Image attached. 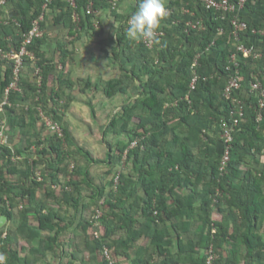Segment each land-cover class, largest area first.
Masks as SVG:
<instances>
[{
  "label": "trees",
  "instance_id": "1",
  "mask_svg": "<svg viewBox=\"0 0 264 264\" xmlns=\"http://www.w3.org/2000/svg\"><path fill=\"white\" fill-rule=\"evenodd\" d=\"M110 1L76 0V7H73L68 0H8L7 4L17 14L0 18V49L18 48L42 13L45 18L41 26L45 29L50 21L49 9L60 10L55 24H65L72 35L77 32L75 27L86 24L97 33L96 15L87 14V6L93 2L94 9L101 10L110 7ZM252 1L249 0L245 7H251ZM167 8L171 13L158 30H163L164 34L157 35L151 47L147 42L127 37V20L131 14L122 16L118 46L113 49L115 59L123 60L121 75L108 79L103 90L108 97H113L126 92L135 77L146 76L147 80L143 84V96L126 104L106 125L105 137L111 133L128 137L117 146H113L110 139L107 142L109 151L105 161L111 166L107 172L113 176L109 192L103 186H93L90 174L91 164L102 160L83 146H77L64 123L65 113L60 109L69 108L75 96H62L58 92L54 96L48 94L57 66L41 52L47 34L36 38L29 46L35 56H27L25 63L29 62L33 70L40 69L42 79L38 85L37 79L24 75L22 69L20 90H11V104L3 109L0 107V128L5 121L9 137L13 136L11 129L21 127L23 131L29 126L28 132L24 131L28 135L26 148H13L8 143L2 145L0 215L6 214L8 220L19 216L17 232L29 243L38 238L39 253L42 250L57 254L58 240L66 226L61 208H51L46 197L37 196V189L44 187L47 197L78 207L85 199V191L93 188L94 209L86 219L84 230L93 248V257L102 254L97 264H112L103 254L105 245L116 262L129 264L130 248L136 246L141 234H145L141 224L138 227L141 230H135L140 210L145 218L144 226L152 228L155 235H151L152 244L147 248L139 246L132 264H206V251L211 244L218 254L215 264H264V106L261 108L259 91L252 88L256 78L264 86V49L256 46L262 53L260 57L238 50L230 22L233 13L207 8L205 0H172ZM75 11L80 15L79 23L73 19ZM241 18L250 26L240 32V40L245 45H256V40L264 39L263 35L252 31L253 27L259 28L257 24L244 16ZM199 21L204 28L188 24ZM1 63L6 67L4 75L0 73V104L13 80V62L0 58ZM236 70L242 76L241 88L227 97L224 91ZM195 76L197 80L192 87ZM63 78L64 74H59L60 81H67L65 86L70 90L78 85L82 92H89L98 85L91 79ZM51 99L53 107L49 104ZM61 100L64 102L59 106ZM88 104L95 115L92 101ZM241 105L244 114L235 128L231 159L227 172L221 174L223 125L233 123ZM38 106L61 125L63 135L49 130ZM259 111L263 114L261 120H258ZM38 121L40 127L37 129ZM136 139L138 145L131 147ZM32 144L37 145L38 158L28 164L18 181H11L8 174L19 172V155ZM76 152L87 157L85 164L70 160ZM132 157V168L140 180L138 185L144 190L142 197L136 196L137 184V190L129 191L130 179L124 173ZM39 164L45 165L42 180L37 178ZM61 173L67 178L64 182L60 179ZM116 175L119 176L117 183ZM177 187H190L193 193L182 195L176 191ZM126 198L131 199L130 203L125 202ZM26 199L30 205L21 208V202ZM197 200L198 205L195 204ZM99 207L103 213L95 218V210ZM32 213L38 218L37 224L31 221ZM186 217L188 223L184 221ZM168 220L172 221L174 235L164 224ZM194 223H197L195 234L189 236L188 230L192 231ZM5 227H0V250L7 254V264H34L37 256L14 245L13 234ZM44 231L51 234L44 236ZM175 238H178L180 254L172 252Z\"/></svg>",
  "mask_w": 264,
  "mask_h": 264
},
{
  "label": "crops",
  "instance_id": "2",
  "mask_svg": "<svg viewBox=\"0 0 264 264\" xmlns=\"http://www.w3.org/2000/svg\"><path fill=\"white\" fill-rule=\"evenodd\" d=\"M112 1V0H111ZM110 1V2H111ZM117 4L114 6L111 2L110 7L102 8L101 10H96L94 19H98L100 21V25L96 27L97 33H95L94 29L89 28V26L86 24L85 27H75L77 32L72 35L70 32L69 27H67L63 23L55 24V16L59 14L60 10H54L51 9L48 10V19L50 20L48 24H46V27L44 29L45 34H47V39L45 43L42 45L41 52L52 62H55L56 69L52 74L51 80H50V89L48 90L49 96H54L57 92L65 96L67 94H73L75 96L74 101L70 104L69 108H61V113H65V117H63L64 123L68 126V128L71 131L72 136L74 137V142L77 146H80L79 144L83 140V138L78 135L76 132L79 130L85 132L84 127L81 125L83 123V117L85 119V122L87 124H92V122H89L85 116L87 117L86 110L81 107V103L84 102L87 104L88 98L87 96L96 94L99 89V84L97 85V88H93L95 91L93 94H91L90 90L89 92H82L80 89V86H75L74 89H68L67 86H65L67 81H60L59 74H64V80L65 77H71L73 80H76L78 78H84V79H91L94 84L99 82H103V84L110 78L118 77L121 75V69L120 66L123 63L122 61H118L115 59L113 55V49L118 46V40H119V34L121 29V20L123 15L132 14L136 6L138 5L139 0H116ZM172 0H167V5L170 4ZM15 10H12L10 4H6L1 10L0 18L5 19L9 16H15L17 13ZM13 14V15H11ZM240 16H244L245 18L251 20L253 23L257 24L259 28H264V0H253L251 3V7H243L239 10ZM9 15V16H8ZM94 32V33H93ZM257 44L255 46H258L261 49H264V39L256 40ZM255 41V42H256ZM254 42V43H255ZM30 63L26 62L24 65V75L29 76L32 80L37 79L36 70H33L32 67L29 65ZM6 65L4 63L0 64V73H2V76L4 75V69ZM264 74V70H263ZM147 77L143 76V78L139 79L137 77L132 80L131 85L129 86L128 90L126 92H123L122 95L119 97V100L115 104L106 106V102H112V99L114 97H106L104 98L105 104H102L103 108H106L107 111L105 112L106 115H109L112 117L113 115L119 113L122 111V108L134 101L136 98L143 96L144 87L143 84L146 82ZM264 81V77H263ZM95 86V85H94ZM103 89V88H102ZM54 91V92H53ZM56 91V92H55ZM119 94V93H118ZM116 94L115 96L117 97ZM66 98V97H64ZM87 98V99H86ZM112 98V99H111ZM64 102V100H61L59 102V106ZM78 102H80V105H78ZM82 103V104H84ZM50 107L54 106V101L52 99L49 102ZM84 104V105H85ZM57 107V106H56ZM88 109V108H86ZM67 110V111H66ZM75 111L72 116L71 111ZM79 112V113H76ZM83 112H85L83 114ZM79 118L75 117L78 116ZM84 115V116H83ZM30 118H28L29 120ZM76 119V120H75ZM81 122V123H80ZM86 125V124H83ZM40 127V121L37 123V129ZM106 128V127H105ZM104 128V129H105ZM21 127H18L16 129H11L13 136L9 137L8 144L13 148H26V145L28 144V135L24 133L28 132L29 126L25 127V129L22 131ZM87 134V132H85ZM105 133V132H104ZM173 133L171 134V136ZM9 136V135H8ZM35 138H33L34 140ZM128 137L125 134H116L111 133L110 141L113 146H117L122 141H126ZM41 148V147H40ZM37 145L32 144V146L28 149H26L25 152H23L21 155H19V162H18V169L19 172L16 174H8V178L11 181H18L20 175L27 169L28 164L38 158L37 155ZM196 150V149H195ZM109 151V148H108ZM107 151V153H108ZM118 152V151H117ZM106 153V157H107ZM82 164H85V159L87 157L80 153L76 152L75 154ZM50 156V155H49ZM55 156V155H53ZM106 157L104 158V162L108 163L106 160ZM133 157L130 158V160L126 163L124 173L128 175V178L130 179L129 184L130 188L129 191L133 192L136 189L138 183H140V180L138 178V173L135 172L132 168L133 166ZM45 161V160H43ZM87 161V160H86ZM93 164V163H92ZM92 169V168H91ZM45 172V165L39 164L37 166V172ZM90 174L93 178V186L95 187H105L106 192H109V182L112 179V174L106 172L105 174L101 173L97 179L102 180L98 181L94 174L90 171ZM108 174V175H107ZM45 175H48V173H45ZM104 175V176H103ZM104 177V178H103ZM51 179V178H50ZM60 179L64 182L67 178L64 173H61ZM51 180H48V183H51ZM202 187V184L199 186ZM176 191L182 195H190L193 193L192 189L190 187H177ZM47 190L46 188H38L37 189V196L41 199H44L46 197L47 204L51 208H61L63 212V216L65 217L64 223L65 229L62 231L60 237H59V246L57 249V254H53L51 251H43L39 253L37 251L39 248V239H32V242H28L25 237H21L20 233L17 232L18 237L21 239V245L18 247L21 249L23 248L25 252H36L38 255L48 257L47 263L45 264H97L99 258H102L101 253H97L98 255L96 257H93V248L90 243H88L86 236H85V226H86V219L90 217L88 215L87 210H93L94 209V201L91 200V197L95 196V192L93 191V188L91 190H86L84 193L85 199L80 203L78 207H75L71 203H65L61 199H56L54 197H47L46 196ZM136 196H144V190L141 186H139V189L136 191ZM114 200V199H113ZM126 200V201H125ZM124 201L128 204L130 203V198H126ZM25 206H29L28 200L22 201ZM114 202H116L114 200ZM170 204L173 203V199L169 201ZM123 203V200H122ZM195 204L198 205L199 201H195ZM17 210V209H15ZM31 221L34 224L38 223V218L36 215L32 213L31 215ZM137 219L138 224L135 228V230H141L140 224L143 227V231L145 234H141L138 237L137 243L135 247L130 248V255L127 257V261L129 264H132L133 258L136 256V250L138 251L139 246H144L147 248L149 245L152 244L151 235L154 234V230L152 228H149L147 226H144L145 224V218L141 213V210L139 211ZM13 219L8 220L7 223H11ZM17 220V218H16ZM185 222H189L188 218L186 217L184 219ZM167 227L170 228V232L172 235L175 234V231L172 229V221L168 220L166 223ZM196 224H192V231L188 230L189 236H194L195 234V228ZM163 226V224H162ZM161 227V226H159ZM122 230V229H121ZM48 234H45V236L50 235L51 233L49 231ZM122 233V231H120ZM45 231L43 232V234ZM14 234V233H12ZM184 234V233H182ZM160 236V235H159ZM17 241V238H15ZM19 239V238H18ZM122 241V239L120 240ZM28 245V246H26ZM172 252L177 253L179 250V243L178 238L174 239V243L171 246ZM41 249V248H40ZM177 254H180L179 252ZM37 255V257H38ZM186 253H183V256H186ZM49 261V262H48ZM191 264V263H189Z\"/></svg>",
  "mask_w": 264,
  "mask_h": 264
},
{
  "label": "built area",
  "instance_id": "3",
  "mask_svg": "<svg viewBox=\"0 0 264 264\" xmlns=\"http://www.w3.org/2000/svg\"><path fill=\"white\" fill-rule=\"evenodd\" d=\"M68 1L73 7H76V0H68ZM248 1L249 0H235V1L233 0H205V4L207 8H213L224 14L232 12L233 17L231 18L230 22L233 28V33L237 39L238 50L244 52V54L246 55L251 54V55H254L255 57H260L262 56V53L258 51L255 45L252 44L251 46H247L240 40L241 38L240 32L242 30H247L250 27L249 23L245 19H242L239 14V10L243 8ZM7 2L8 0H0V10L4 8ZM111 2L114 6H116L117 4L116 0H112ZM46 7L47 6L45 5V10H46ZM86 12L87 14L95 15L96 10L93 7V2H91L87 6ZM170 13H171V9L168 8V14ZM44 18H45V13H42L38 18L34 20L32 28L29 30V32H27L24 35V38L18 48H15V49L13 48L10 50L0 49V58L2 60L13 62V80L11 84L5 90V97L0 104V107L2 109L4 108L6 104H11V101L9 99L11 90H20L21 72L25 65L26 57L27 56L34 57V53L33 51L29 49V46L33 44L36 38H41L45 35V31L41 26V22L44 20ZM73 19L76 23H79L81 18L78 12L75 11L73 13ZM188 24H190L193 27L199 26V27L204 28L202 21H199L198 23L189 22ZM99 25H100V21L98 19H94V26L98 27ZM252 31L254 33H260L261 35L264 36V28L253 27ZM161 34H164L163 30H160L157 32V35H161ZM147 43H148V46L150 47L153 46V41L147 42ZM232 59L235 60V55H233ZM236 65H237V62H236ZM39 71L40 69L36 70L38 85L41 84V79H42ZM196 80H197V76L193 78V81L191 83L192 87L195 86ZM241 81H242V76L239 74V71L236 70L235 75L230 78L225 88L224 94L227 97H231L235 90H238L241 88ZM252 88L254 90L259 91V95H260L259 101H260V105L262 108L264 106V86L262 82L256 78V80L252 82ZM239 103H241V101ZM37 109L39 110V114L41 115V118L43 119V121L47 124L49 130L52 133H58L59 135H63V129L61 125L55 119H53L51 115H49L47 112L45 113L44 112L45 109H43L41 106H38ZM238 114H239L238 116L233 117V123L231 124L224 123L223 125V131L221 133V138L223 140V152H222V157L220 159V165H219V171L221 172V174H224L225 172H227V169H228V164L231 159V150L233 147L232 144L234 141L235 128L240 122V117L244 114L242 105L239 108ZM262 118H263L262 111H259L258 120H261ZM8 140H9V136L6 131V123L4 121L0 128V170H1V165L3 163V160L1 158L2 145L5 143H8ZM138 143H139V140L136 139L131 142L130 146L134 147L138 145ZM73 165H74V162L71 164V166ZM37 178L40 180L44 178L42 172L40 171L37 172ZM118 181H119V176L116 175L115 182L117 183ZM53 186L57 187L56 184H53ZM20 207L21 208L24 207L23 202H21ZM102 211H103L102 208L100 207L96 208L94 217L99 218L103 213ZM213 231H215V229H213ZM6 234H7V231H5L3 235L5 236ZM103 254L110 260V263L112 264H124L122 262H116L113 259V257L110 254L109 248L106 245L103 247ZM206 254H207L206 264H215V260L217 259L218 254L213 244L209 246V248L206 251Z\"/></svg>",
  "mask_w": 264,
  "mask_h": 264
},
{
  "label": "rangeland",
  "instance_id": "4",
  "mask_svg": "<svg viewBox=\"0 0 264 264\" xmlns=\"http://www.w3.org/2000/svg\"><path fill=\"white\" fill-rule=\"evenodd\" d=\"M96 84H99V89L97 88V92L96 94H93V92L95 91L94 89H90L92 90L91 91V94L93 95H88L87 98H88V101H92L94 107H95V115H93L91 113V108L89 106V104H82L81 103V107L84 108L86 110V114H87V117L85 116V118L89 121V122H92L93 126L91 124H87L85 122V119L83 117V123H81V125L84 127V131L87 132V134L85 132L82 131H77L76 133L78 135H80L83 140L81 141V143L79 144L80 146H83L85 149L87 150H90L93 154V156L95 158H98L100 160H102L101 162H95L93 164H91V167H90V171L92 172V174H94V177L97 179L98 176L103 173L105 174L106 176V172L107 170H109V168L111 167L108 163H105L103 160L104 158L106 157V153L108 151V148H109V145H108V140L111 138V134L110 135H106L105 137V127L107 125V123L109 122L111 116L110 114L109 115H106L105 112L107 111L106 108H103L102 104H105L104 101V98L107 97L106 93L104 92V90L102 89L103 88V82H99L96 83ZM128 90V89H127ZM123 92H120L117 97L116 96H113L114 99H112V102H106V106L108 105H113L117 102V100H119V97L120 96H123L122 95ZM86 98V99H87ZM87 101V102H88ZM78 105H80V102H78ZM49 108V107H48ZM88 108V109H86ZM67 111V110H66ZM71 111V110H70ZM45 113L48 112L47 110L44 111ZM72 112V116H73V113L75 111H71ZM76 113H79V112H76ZM85 112H83L84 114ZM49 115H51L49 112H48ZM78 116H75L76 118L78 117L79 118V114H77ZM85 115V114H84ZM83 115V116H84ZM65 117V115H64ZM82 117V116H80ZM42 119V118H41ZM40 119V120H41ZM43 120V119H42ZM76 120V119H75ZM83 124H86V125H83ZM73 149L76 150V146H73ZM71 159H74V160H78L77 156L75 155L73 158H70ZM85 162H87L85 159ZM73 161V160H72ZM92 168V169H91ZM108 175V174H107ZM104 176V175H103ZM104 178V177H103ZM98 181L102 180V177L101 179H97ZM91 190V189H89ZM88 211V215H91L92 213V210H87ZM19 216H17V220L16 219H13L11 221V223H5L4 225H6V229H9L13 234V237H14V245L16 246H19L21 245V239L20 237H18L17 235V229H18V225H19ZM45 234H48V232L45 231V233L43 234L45 236ZM17 238V241H15ZM19 238V239H18ZM28 246V245H26ZM35 256H37L38 254L36 252H34ZM48 259V257H47ZM45 255L44 256H41V255H38V257L34 260V264H45V262L47 261ZM49 262V261H48ZM47 263V262H46Z\"/></svg>",
  "mask_w": 264,
  "mask_h": 264
},
{
  "label": "clouds",
  "instance_id": "5",
  "mask_svg": "<svg viewBox=\"0 0 264 264\" xmlns=\"http://www.w3.org/2000/svg\"><path fill=\"white\" fill-rule=\"evenodd\" d=\"M167 15V0H139L137 10L127 20V37L133 41H154ZM7 262V254L0 252V264Z\"/></svg>",
  "mask_w": 264,
  "mask_h": 264
},
{
  "label": "water",
  "instance_id": "6",
  "mask_svg": "<svg viewBox=\"0 0 264 264\" xmlns=\"http://www.w3.org/2000/svg\"><path fill=\"white\" fill-rule=\"evenodd\" d=\"M14 13H16V12H14ZM11 15H13V14H11ZM7 219H8V216L6 214L0 215V227L4 226V224L6 223Z\"/></svg>",
  "mask_w": 264,
  "mask_h": 264
}]
</instances>
